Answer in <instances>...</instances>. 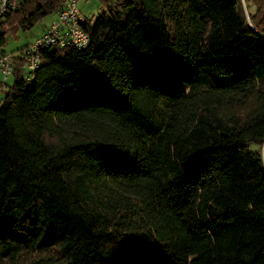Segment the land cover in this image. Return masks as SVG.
I'll return each instance as SVG.
<instances>
[{
  "label": "trees",
  "instance_id": "1",
  "mask_svg": "<svg viewBox=\"0 0 264 264\" xmlns=\"http://www.w3.org/2000/svg\"><path fill=\"white\" fill-rule=\"evenodd\" d=\"M100 2L31 80L9 53L0 264H264V1ZM61 4L6 13L0 54Z\"/></svg>",
  "mask_w": 264,
  "mask_h": 264
},
{
  "label": "built area",
  "instance_id": "2",
  "mask_svg": "<svg viewBox=\"0 0 264 264\" xmlns=\"http://www.w3.org/2000/svg\"><path fill=\"white\" fill-rule=\"evenodd\" d=\"M24 1L26 0H0V20L6 13L14 10L18 4ZM61 1V7L55 10V16L51 22L39 34L35 42L24 49L27 80H31L34 72L38 69L42 50L66 46L84 48L88 45V35L81 27L85 17L76 6L78 0ZM12 71L11 56L0 54V74L4 78H8Z\"/></svg>",
  "mask_w": 264,
  "mask_h": 264
},
{
  "label": "rangeland",
  "instance_id": "3",
  "mask_svg": "<svg viewBox=\"0 0 264 264\" xmlns=\"http://www.w3.org/2000/svg\"><path fill=\"white\" fill-rule=\"evenodd\" d=\"M78 9L87 17L97 16L98 14L105 12V8L102 6L100 0H78L76 3ZM55 13L49 14L45 16L42 20L35 23L33 27L27 31H18L15 36L8 35V41L6 45L3 47L6 54L10 52L33 44L39 34L43 31L45 26H47L51 20L54 18ZM0 81L5 82L6 85L12 83V78L9 76L8 78H4L0 74ZM3 85L0 89V100L3 97L4 90L7 89V86ZM255 147V146H254Z\"/></svg>",
  "mask_w": 264,
  "mask_h": 264
}]
</instances>
